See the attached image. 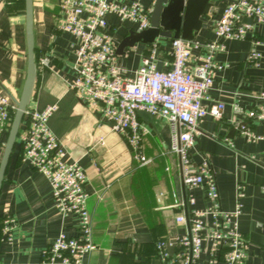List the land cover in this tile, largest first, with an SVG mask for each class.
Wrapping results in <instances>:
<instances>
[{"label":"crops","instance_id":"crops-1","mask_svg":"<svg viewBox=\"0 0 264 264\" xmlns=\"http://www.w3.org/2000/svg\"><path fill=\"white\" fill-rule=\"evenodd\" d=\"M132 1V0H127ZM153 9L154 0H140ZM212 0L211 11L201 17L202 26L192 41L214 39L213 28L227 2ZM35 78L28 105L41 111L56 104L57 110L48 128L60 142L68 162L84 171V191L91 220L95 249L85 256V264H160L156 244L184 232L175 225L178 214L174 205L187 192L183 187L179 158L169 152L168 124L153 118L146 124L142 139L144 156L150 163L141 166L125 140L113 133L109 123L98 113L88 110L71 92L74 80L72 65L76 40L54 30L57 0H32ZM115 42L118 64L131 77L142 56L152 46L136 42L121 54L119 44L133 26L116 17L107 18ZM171 38H157L155 66L159 71L171 62ZM259 41L260 45H254ZM224 50L216 60L223 68L216 72L205 105L223 104L220 119L205 116L197 125L191 150L193 165L208 159L217 185L219 203L224 211L234 208L236 186L243 197L238 231L248 242L247 264H264V139L246 142L239 134L240 125L264 136V120H248L247 113L261 103L257 98L264 90V24H254L253 31L242 41H221ZM260 54L258 66L248 62L249 53ZM192 65V64H189ZM26 72L24 1L0 0V92L17 100ZM5 136H0L4 144ZM3 145L0 148V156ZM20 144L16 140L0 189V262L3 264H40L41 253L59 234L73 236L76 220L62 218L53 206L46 179L27 163L19 160ZM192 209H204L208 203L200 188L190 192ZM13 221L11 241L2 234L3 221ZM200 262L209 257V244H202Z\"/></svg>","mask_w":264,"mask_h":264},{"label":"built area","instance_id":"built-area-1","mask_svg":"<svg viewBox=\"0 0 264 264\" xmlns=\"http://www.w3.org/2000/svg\"><path fill=\"white\" fill-rule=\"evenodd\" d=\"M152 9L140 0H57L54 30L70 34L73 46L74 80L68 90L88 110L98 112L110 125L113 133L122 137L132 157L141 165L150 160L144 156L142 139L147 129L137 116L145 112L164 120L170 130L169 152L179 158L183 187L187 195L174 207L178 214L175 225L185 226L175 234L174 252L169 255L160 240L156 253L160 264H202V244L210 247L203 264H247L248 242L238 231L243 197L236 186V201L231 211L220 207L214 173L207 158L194 166L191 150L196 128L205 117L220 119L223 104L205 105L217 71L223 64L216 60L223 52L222 40H245L254 24H264V0H231L225 4L213 28L214 39L206 42L170 39L171 62L159 71L155 66L157 42L151 43L149 54L142 56L139 67L131 77L117 62L115 42L108 34L109 16L129 23L139 33L151 27ZM254 45H260L255 41ZM260 54L252 50L248 62L258 66ZM192 64V65H189ZM258 107L247 113L248 120H264V90L257 97ZM15 100L0 92V136L6 135L15 110ZM57 105L39 111L27 105L16 140L20 144L19 160L41 174L49 184L53 206L62 218L76 220V233H59L41 253L40 264H85V256L96 247L92 240L91 220L87 210L88 196L84 191L86 176L83 169L66 160L60 142L48 128ZM246 142L264 139L246 125L238 127ZM3 144L0 143V148ZM203 190L208 206L192 209L194 189ZM13 221H3L2 234L9 242ZM0 264H3L0 262Z\"/></svg>","mask_w":264,"mask_h":264},{"label":"water","instance_id":"water-1","mask_svg":"<svg viewBox=\"0 0 264 264\" xmlns=\"http://www.w3.org/2000/svg\"><path fill=\"white\" fill-rule=\"evenodd\" d=\"M23 1L26 72L19 97L15 100L16 107L0 156V189L24 111L32 94L35 78L32 0ZM221 1L226 2V0ZM212 7V0H154L151 12V27L139 33L129 32V35L119 44L116 52L121 54L126 46H132L136 42L150 44L157 38H180L183 41L190 42L202 26L201 17L208 14ZM137 116L146 124H150L152 121V116L145 112H137ZM175 243V238H170L167 241L166 250L169 255L173 254Z\"/></svg>","mask_w":264,"mask_h":264},{"label":"trees","instance_id":"trees-1","mask_svg":"<svg viewBox=\"0 0 264 264\" xmlns=\"http://www.w3.org/2000/svg\"><path fill=\"white\" fill-rule=\"evenodd\" d=\"M20 129V128H19ZM19 132V131H18ZM5 136V140H6V136H7V134L6 135H4Z\"/></svg>","mask_w":264,"mask_h":264}]
</instances>
